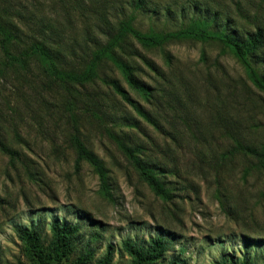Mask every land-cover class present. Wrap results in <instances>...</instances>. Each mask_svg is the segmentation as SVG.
<instances>
[{
  "label": "rangeland",
  "instance_id": "rangeland-1",
  "mask_svg": "<svg viewBox=\"0 0 264 264\" xmlns=\"http://www.w3.org/2000/svg\"><path fill=\"white\" fill-rule=\"evenodd\" d=\"M132 1L0 3L26 35L39 39L44 31L63 45L66 55L86 52V61L97 43H104L107 26L129 17L142 33H173L197 20H207L219 32L227 17L240 33L257 27L264 31V0H148L146 12L135 11ZM212 13L220 15L219 24ZM135 46L160 71L156 74L138 60V76L154 89V104L133 92L107 63L95 84L84 90L102 113L76 108V121L63 91L40 69L4 67L0 51V140L19 153L11 162L0 150V264H30L17 230L36 227L48 240L54 221L79 224V251L93 250L96 261L113 244V264H130L121 249L124 241L147 246L150 238L164 236L171 248L158 264L176 258L181 264H216L223 257L264 264V174L232 149L234 137L254 145L264 142V93L249 81L242 62L216 41ZM249 60L264 76V47ZM106 78L118 80L153 113L160 128L140 118L137 129L113 120L119 110L132 123L136 115L112 95L103 83ZM76 129L107 170L108 198L93 167L77 164L71 143ZM120 131L133 133L157 164L171 169L162 178L174 192L172 201L158 198L141 179L113 138Z\"/></svg>",
  "mask_w": 264,
  "mask_h": 264
},
{
  "label": "trees",
  "instance_id": "trees-1",
  "mask_svg": "<svg viewBox=\"0 0 264 264\" xmlns=\"http://www.w3.org/2000/svg\"><path fill=\"white\" fill-rule=\"evenodd\" d=\"M2 0H0L1 2ZM135 11H148V0H133ZM0 3V51L3 56V66L21 70H29L36 66L45 74L54 86L61 89L67 98L68 111L72 120L76 121V108L82 110L101 112V106L96 102L90 103L84 90L94 85L100 78V69L104 64H111L121 75L128 87L153 105L155 99L154 89L151 85L139 78L142 71L138 60L152 72L159 74L156 65L147 57L142 55L135 44L144 48L161 47L171 41L180 39H194L198 41H216L228 49L242 62L245 67L249 81L259 91L264 93V76L258 75L256 69L251 65L250 57L264 47V31L257 27L254 32L246 31L240 33L236 29L235 21L228 17L224 20L222 31H212L207 20H197L188 29L159 34L142 33L132 24V17L119 20L116 26H107L103 31L104 43L98 42L91 50L89 61L86 52L83 55L68 56L64 53L63 45L52 35H45L42 31L41 37H30L26 35L20 26L14 22L13 15H9ZM246 11L242 10L244 18ZM214 15V22L218 23L220 15ZM246 18V17H245ZM219 24V23H218ZM83 67H78L81 63ZM112 93L118 97L122 105L130 106L136 115V123H132L131 117L123 114L125 110H119L120 115H114L113 120L119 121L129 129L139 128L137 118H140L155 127H159L155 116L137 100L133 99L120 82L113 78L103 80ZM113 107H116L113 105ZM100 110V111H98ZM113 116V115H112ZM135 118V117H134ZM113 136L118 147L133 165L143 181L147 183L153 193L163 200L170 202L175 197L171 189L166 188L163 178L170 174L171 169L157 164L152 156L148 155L147 148L143 143L134 141L133 133H124ZM71 143L77 155V164L86 162L99 176L101 192L105 197H110V187L105 166L86 146L81 133L76 129L71 137ZM233 153L250 158L256 163L257 169L264 174V142L254 145L242 138H233ZM0 150L10 157L11 162L19 158V153L0 140ZM17 235L23 243L24 253L30 264H113L116 248L113 244L107 246L106 252L98 261L95 260L94 251L83 249L79 251V239L81 226L66 222L54 221L50 227V238L47 240L36 228L18 229ZM171 248V242L167 237L157 236L149 240L147 246L124 241L122 251L131 258L130 264H158ZM76 252L79 255L73 259ZM16 264H24L19 260ZM169 264H181L179 259H173ZM216 264H255L248 258L241 263L232 258H225Z\"/></svg>",
  "mask_w": 264,
  "mask_h": 264
}]
</instances>
